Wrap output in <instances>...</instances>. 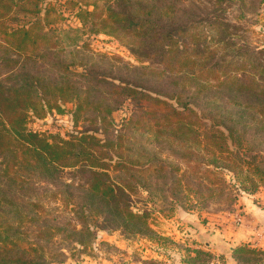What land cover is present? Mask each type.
I'll use <instances>...</instances> for the list:
<instances>
[{"label":"trees","instance_id":"trees-1","mask_svg":"<svg viewBox=\"0 0 264 264\" xmlns=\"http://www.w3.org/2000/svg\"><path fill=\"white\" fill-rule=\"evenodd\" d=\"M42 1L0 0V156L11 165L13 175L27 173L25 178L9 179L17 188L23 187L24 179L34 178L57 186L66 170L82 178L80 184L63 183V189L50 194L65 207L73 203L79 209L76 218L81 228L69 221L49 223L50 210L41 194L25 203L0 197V211L7 203L8 212L17 215L13 225H20V212L24 219L39 223L36 241L24 247L20 243L24 232L7 223L9 218L0 212L2 231L11 229L5 235L0 231V264H62L60 259L54 261L63 257L62 251L56 247L45 251L42 243L56 245L69 239L70 233L91 235L90 217L100 218L98 228L135 234L151 231L146 211H136L131 204V196L141 187H151L145 183L147 173L165 179L153 184L160 192L167 190L174 197L185 190L202 195L203 188L205 200L216 196L231 200L224 193L226 172L240 186L247 182L255 186L253 180L264 183L260 72L264 68L256 65L254 50L238 52L236 42L222 34L219 21L203 24L200 13L191 9L195 0H65L77 5L81 28L56 30L46 29L48 12L40 15ZM219 3L216 0L214 5ZM205 28L215 29L217 35L207 37ZM86 32L117 39L140 64L130 66L114 57L119 67L99 54L125 77L97 70L71 73L73 61L64 62L60 56L77 55L82 47L79 38ZM39 40L42 50H27ZM45 57L50 60L48 68L35 70L36 60ZM71 76L77 81H69ZM65 102L73 106L74 125L87 111L83 120L92 127L75 129L66 138L26 128L29 113L43 117L51 110L62 112ZM124 106L126 117L118 129L111 128L110 115ZM163 141L175 154L173 161L161 157ZM3 174L7 176V166ZM14 250L15 257H8ZM237 253L259 252L249 247L233 251L235 260L251 263ZM206 256L194 250L187 261L205 264Z\"/></svg>","mask_w":264,"mask_h":264},{"label":"rangeland","instance_id":"rangeland-1","mask_svg":"<svg viewBox=\"0 0 264 264\" xmlns=\"http://www.w3.org/2000/svg\"><path fill=\"white\" fill-rule=\"evenodd\" d=\"M215 1L195 0L191 4V9L196 15L200 13L203 24L219 21L221 23L219 29H223L222 34L224 33L225 37L232 42H236V46H239L238 52L245 53L246 51L254 50L256 65L264 68V0H220L219 4L214 5ZM76 6L66 3L65 0L42 1L40 4V7H42L40 15L48 12L46 16L49 24L46 25V29H80L81 25L75 16ZM203 30L206 31L204 34L207 37L213 34L217 35L216 30L213 28H205ZM78 45L82 47L80 52L74 57L60 56V58H64V62L73 61L69 70L71 73H80L83 70H97L104 75L125 77L123 74H119L120 72H116L121 65L114 57L121 59L124 64H129L130 66H138L140 64L122 43L102 33L86 32L79 38ZM32 49L42 50L43 42L39 40L38 43L27 48V50ZM99 54L105 55L107 58L104 60L108 63L120 66H109L102 59H99ZM230 56L231 54L228 55V57ZM77 61H81L82 64L75 65L74 63ZM48 62L50 63L48 57L37 59L35 70L47 69ZM27 67L30 69L31 66ZM260 72H262L263 77L264 70ZM256 77L260 78L261 74L256 75ZM69 81H77V78L71 76ZM76 85H78V82H76ZM80 85L86 84L82 83ZM72 108L73 106L70 102H65L61 105L62 112L51 110L43 117H36L29 113L26 119V128L33 132L52 136L58 135L62 138H66L75 129L76 131H82L85 128L90 129L92 124H88V122L83 120V117H88L89 113L82 111L74 125L71 116ZM126 115L127 109L125 106L121 110L113 111L110 115L112 120L111 128L118 129ZM93 127L96 128L95 125ZM97 133L101 135L100 132ZM161 146L163 147L160 153L161 157L173 161L175 154L165 148L166 142H161ZM6 166L9 178L3 174ZM182 170H186L184 166ZM13 171L11 165H6V161L0 156V197L5 196L10 201L25 203L41 194L46 202L47 209L50 210L47 218L45 217L49 223L62 224L69 221L75 224L77 228H81L76 218L79 215V209L73 203H69L65 207L60 200L56 201V198L51 197L50 194L56 189H63V187L61 188L63 183L73 182L74 186L80 184L82 178L77 175L74 176L72 171L66 170L62 173V178L56 184L57 186L48 183L46 180L34 178L30 182L24 179L23 187L17 188L10 183L9 179L13 178L12 176H18L20 179L25 178L27 173L24 171L18 175H13ZM145 179V183L150 184L151 187H141L131 196V204L136 211H146V221L151 231L135 234L112 230L111 228H98L97 226L101 221L100 218L90 217L87 225L92 231L91 235L70 233L69 239L58 242L56 245L43 242L42 245L46 248L45 251L54 247L60 249L64 255L63 257L54 258V261L60 259L62 264H190L187 259L194 255V250H201L208 253L209 256L211 255L210 257L206 256L205 264H228L232 260L236 264H264V223L252 219L253 217L244 211L243 202H241L242 199H247L257 208H264L263 182L253 180L255 186H252L250 182L240 186L226 172L227 187L224 189V193L231 198V200L227 201L220 200L217 196L213 199L208 198L205 200L203 197H207V195L203 188H200L202 195L193 194L185 190L178 197H174L167 190L160 192L158 188H154V183H162L165 179L153 178L151 173H147ZM200 180L202 185L206 184L203 177ZM33 188H36L35 190L38 193ZM244 188L249 189L244 190ZM62 197L66 198V195ZM3 209L0 212L9 218L7 223L13 225V220L17 215H11L8 212L11 206L7 203L3 204ZM23 211L27 212V209L24 207ZM19 217L21 226H17L18 223L13 226L24 232V237L20 243L26 247L29 243L36 241L34 233L39 223L38 221H29L28 218L24 219L21 212ZM238 228H244L246 231L251 230L255 233L249 234L251 238L248 241L241 242L235 247V249L249 247L258 251L259 253L248 255L237 253L240 258L247 259L251 263H244L246 260H235L233 252L226 257L227 249L224 253L217 252L204 243L206 241L205 238L196 235L197 232L200 233L205 230H214L220 234H226L227 231H235ZM0 231H2L1 227ZM10 231L11 229L6 232L2 231V235ZM258 231L262 235L257 233ZM76 240H86L87 242L79 244L75 242ZM252 240L253 243H251ZM9 247L7 246V248ZM16 254L14 250L9 252L7 256L12 258ZM46 260L51 261L48 258Z\"/></svg>","mask_w":264,"mask_h":264},{"label":"crops","instance_id":"crops-1","mask_svg":"<svg viewBox=\"0 0 264 264\" xmlns=\"http://www.w3.org/2000/svg\"><path fill=\"white\" fill-rule=\"evenodd\" d=\"M241 202H243L242 204L244 211L251 215L253 217L252 219H255L256 221L258 220L260 223H264V208H257V206L247 199H242ZM257 233L262 235L260 231ZM249 234L255 233L251 230L246 231L244 228H238L235 231H227L226 234H220L218 231L214 230H205L201 231L200 233H196L197 236L200 235L202 238H205L206 241H204V243L208 246H211L217 252L224 253V251L227 249L228 253L227 255L225 254L226 257L232 254L237 244L248 241L251 238ZM251 243H253V240ZM228 264L236 263L232 260V262Z\"/></svg>","mask_w":264,"mask_h":264},{"label":"built area","instance_id":"built-area-1","mask_svg":"<svg viewBox=\"0 0 264 264\" xmlns=\"http://www.w3.org/2000/svg\"><path fill=\"white\" fill-rule=\"evenodd\" d=\"M237 221H239V219H237Z\"/></svg>","mask_w":264,"mask_h":264}]
</instances>
